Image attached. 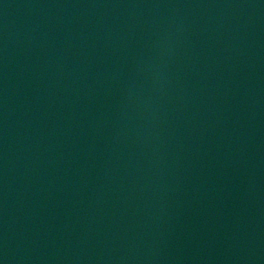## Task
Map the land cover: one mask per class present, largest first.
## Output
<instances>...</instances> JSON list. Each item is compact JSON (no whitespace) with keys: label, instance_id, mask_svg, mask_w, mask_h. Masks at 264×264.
I'll use <instances>...</instances> for the list:
<instances>
[{"label":"water","instance_id":"95a60500","mask_svg":"<svg viewBox=\"0 0 264 264\" xmlns=\"http://www.w3.org/2000/svg\"><path fill=\"white\" fill-rule=\"evenodd\" d=\"M160 264H264V119L219 172Z\"/></svg>","mask_w":264,"mask_h":264}]
</instances>
